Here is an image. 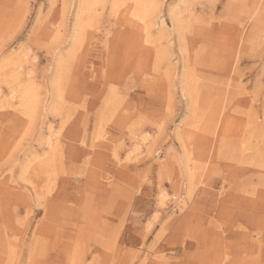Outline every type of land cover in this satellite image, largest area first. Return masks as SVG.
Here are the masks:
<instances>
[{
    "label": "rangeland",
    "instance_id": "1",
    "mask_svg": "<svg viewBox=\"0 0 264 264\" xmlns=\"http://www.w3.org/2000/svg\"><path fill=\"white\" fill-rule=\"evenodd\" d=\"M88 1L0 0V264H264V0Z\"/></svg>",
    "mask_w": 264,
    "mask_h": 264
},
{
    "label": "bare ground",
    "instance_id": "2",
    "mask_svg": "<svg viewBox=\"0 0 264 264\" xmlns=\"http://www.w3.org/2000/svg\"><path fill=\"white\" fill-rule=\"evenodd\" d=\"M125 1L126 0H114L113 5L114 6H117L120 3L125 2ZM134 1H135V5H136V10H137L136 16L140 20L144 21L145 23L148 21L147 29L146 30H147V37L150 38L151 35H152V31H149V27L150 26L152 27V24L153 23H149V20L152 19L151 17H154L155 16L156 10L158 9V4H155L156 2L153 3V4L152 3H148L147 4L146 3V0H134ZM95 3H96V1H95ZM90 4H91V1L82 0V7H81V8H83L82 12H84L87 9L89 10V5ZM172 14L174 15V25H175V27H178L180 29L181 26H182L181 25L182 24V19L180 18V16L178 15V13H176L175 11H173ZM160 25H161V27L159 28L160 29L159 30L160 31V34L163 33V35H164V32L165 31L163 32L162 30L164 29L163 27L166 25L165 21L162 20L161 23H160ZM162 38H164V37H162ZM32 52L33 51H31V50H29V48H27V50L23 51L22 55H20V54L18 55L17 54L18 57L16 59H14L12 63H11V60H9L7 62H4L3 61L2 62L3 63L2 64V67H0V68H3V69H6L7 68L6 72L10 75L12 82H15L17 84L15 86L13 85V87L11 88V90H10L11 96L10 97L13 98V100L16 99V101H18L19 104H20L19 107H21V109L25 110V112L26 111L28 112V110L31 109V108L33 109L36 106L37 101H38V97H37L38 94H37V90H36V86H35L36 83H35V80H33V75H32L33 69H29L26 73H24L22 71V69L24 68V64L25 63L27 64L28 61H30V60L32 61V60H35L36 59V57H31L30 56V54H32ZM29 64H27V65H29ZM24 75H26V77L28 75V79L27 80L24 78ZM8 76H6V77H8ZM24 79H25V81H24ZM4 96H6V95H4ZM7 98H8V96H7ZM19 104H17V108H19L18 107ZM14 107H15V105H14ZM17 110H20V109H17ZM30 112H32V111H30ZM49 128H50V131H49L48 135L46 136L45 144L50 149H53V147L54 148L56 147L55 145L58 142V137L60 136V131L59 130H56V129H52V127H49ZM139 149H140L139 146L135 147V150L138 151ZM162 197H166V194L163 193Z\"/></svg>",
    "mask_w": 264,
    "mask_h": 264
}]
</instances>
